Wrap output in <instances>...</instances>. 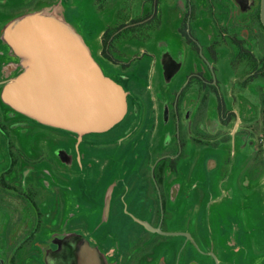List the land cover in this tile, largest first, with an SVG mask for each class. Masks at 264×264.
Segmentation results:
<instances>
[{
    "label": "flooded vegetation",
    "instance_id": "1",
    "mask_svg": "<svg viewBox=\"0 0 264 264\" xmlns=\"http://www.w3.org/2000/svg\"><path fill=\"white\" fill-rule=\"evenodd\" d=\"M55 9L127 92L107 131L4 100ZM0 264H264V0H0Z\"/></svg>",
    "mask_w": 264,
    "mask_h": 264
},
{
    "label": "water",
    "instance_id": "2",
    "mask_svg": "<svg viewBox=\"0 0 264 264\" xmlns=\"http://www.w3.org/2000/svg\"><path fill=\"white\" fill-rule=\"evenodd\" d=\"M8 43L24 67L4 89L8 105L80 134L107 131L126 115L127 92L104 73L85 38L56 9L16 18Z\"/></svg>",
    "mask_w": 264,
    "mask_h": 264
}]
</instances>
